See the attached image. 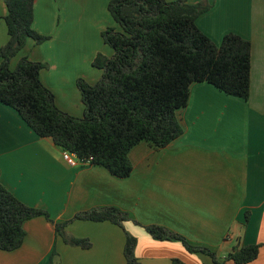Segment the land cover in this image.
Returning <instances> with one entry per match:
<instances>
[{
  "label": "crops",
  "instance_id": "1",
  "mask_svg": "<svg viewBox=\"0 0 264 264\" xmlns=\"http://www.w3.org/2000/svg\"><path fill=\"white\" fill-rule=\"evenodd\" d=\"M201 2L211 9L197 25L217 45L229 33L251 41L249 99L194 83L187 106L177 113L183 134L163 149L146 142L134 147L129 177L117 178L92 164L70 166L51 138L39 137L16 110L0 103V182L24 204L46 210L51 217L25 222L23 245L12 252L0 250V264H48L54 253V264H126L121 227L75 220L80 213L104 207L129 214L124 225L137 238L135 254L141 264H171L173 259L216 264L211 256L190 253L178 241L154 239L145 230L151 225L210 249L225 264H236L226 259L236 249L260 245L258 258L249 264H264V0L188 1ZM7 14L0 0V48L9 39ZM68 28V22L64 28L55 23L47 32L39 31L50 36L43 44H57V62L43 69L40 79L55 95L57 106L76 117L85 113L78 80L94 85L102 75L93 73V58L85 56L78 67L80 30ZM23 57L48 64L33 51ZM64 222H70L69 235L89 239L92 247L65 243L56 233V225Z\"/></svg>",
  "mask_w": 264,
  "mask_h": 264
},
{
  "label": "trees",
  "instance_id": "2",
  "mask_svg": "<svg viewBox=\"0 0 264 264\" xmlns=\"http://www.w3.org/2000/svg\"><path fill=\"white\" fill-rule=\"evenodd\" d=\"M3 1L8 10L4 20L9 39L0 48V103L16 110L39 137L51 138L79 159L91 158L92 165L117 178L131 175L130 152L138 144L146 142L163 149L183 134L177 113L187 106L194 83H208L226 95L249 99L251 41L229 33L217 45L202 32L197 19L211 9L209 3L112 0L108 11L122 30L108 28L102 33L114 55L99 54L94 59L93 66L104 72L99 82L91 85L78 80L85 113L75 117L57 106L55 95L41 81L40 73L47 64L23 57L11 68V61L29 40L40 45L50 39L33 29L36 0ZM38 217L51 218L46 210L24 204L0 182L1 251L19 249L26 237L25 222ZM75 220L121 227L126 235V264H141L135 254L137 238L124 225L130 220L127 212L116 207L95 208L76 215ZM69 224H57V235L68 245L91 248L89 239L67 233ZM145 230L156 240L178 241L190 253L207 254L216 264H225L210 249L192 245L165 227L151 225ZM260 248L242 246L226 259L249 264L258 258ZM54 256L48 264H54ZM171 264L186 263L173 259Z\"/></svg>",
  "mask_w": 264,
  "mask_h": 264
},
{
  "label": "rangeland",
  "instance_id": "3",
  "mask_svg": "<svg viewBox=\"0 0 264 264\" xmlns=\"http://www.w3.org/2000/svg\"><path fill=\"white\" fill-rule=\"evenodd\" d=\"M111 1L112 0H36L35 21L33 23V29L38 33L39 31L47 32L49 27H51V24L52 28L55 27V23L61 25L64 28L68 22V29L74 27L76 32L80 30L78 35L80 43L82 44V49L75 55L78 58V67L83 65L85 56L88 58H93L92 63L99 54L107 58H112L114 55V50L111 48V46L105 43L102 33L108 28H114L117 31H121L122 28L114 21L108 11V5ZM167 1L176 2L178 0ZM39 34L43 35V33ZM58 37V40H60V34ZM60 44H64V42H60ZM27 45L26 46L28 47V50H22L12 60V69L16 67L23 54L30 53V51H33V53L37 54V56H43L48 61V64L45 63L47 64L46 69H50L49 67H52V65L57 62L56 43L37 45L33 40H29ZM29 47H32L33 49L31 50ZM92 63L91 65L93 66ZM85 68L86 63L84 65V69ZM58 70L60 71V68H58ZM58 70H56L57 72L55 71L53 75H56ZM93 73H100L103 77L104 72L102 69L94 67ZM100 78L95 82H99V80L102 79ZM80 102L83 103L81 98ZM80 114L81 115L76 117L84 116V112Z\"/></svg>",
  "mask_w": 264,
  "mask_h": 264
},
{
  "label": "built area",
  "instance_id": "4",
  "mask_svg": "<svg viewBox=\"0 0 264 264\" xmlns=\"http://www.w3.org/2000/svg\"><path fill=\"white\" fill-rule=\"evenodd\" d=\"M63 159L65 160V162H67L70 166L72 167H78V166H87V165H91V161L92 159H79L75 154L67 151V150H63Z\"/></svg>",
  "mask_w": 264,
  "mask_h": 264
}]
</instances>
